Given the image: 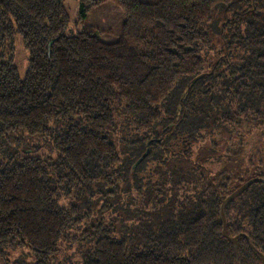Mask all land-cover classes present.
I'll return each instance as SVG.
<instances>
[{"label": "trees", "instance_id": "16d2710c", "mask_svg": "<svg viewBox=\"0 0 264 264\" xmlns=\"http://www.w3.org/2000/svg\"><path fill=\"white\" fill-rule=\"evenodd\" d=\"M77 1L0 0V264H263L264 0Z\"/></svg>", "mask_w": 264, "mask_h": 264}, {"label": "rangeland", "instance_id": "374dc122", "mask_svg": "<svg viewBox=\"0 0 264 264\" xmlns=\"http://www.w3.org/2000/svg\"><path fill=\"white\" fill-rule=\"evenodd\" d=\"M141 1L152 3V2H156L157 0H141ZM65 7L68 10L71 17V23L68 28L67 34H71V33L80 34L82 32H85L89 28H93L99 33L100 38L105 42L112 43L120 38L125 17L123 11L120 8H118L116 4L109 2V3H102L98 6L96 5L92 7L87 19L82 22L79 21V17H78L80 5L77 0H65ZM14 61L18 68L21 78L22 79L25 78V75L29 67V52L25 49L23 40L20 36L17 37L15 43ZM222 138L223 137L221 138L219 137L221 141H223ZM227 138L228 137H226L225 140ZM235 141H238V138ZM243 141L245 142V144H247L246 150H249V152H253V153L256 151L257 149L256 145L259 143L258 137L247 135L246 137L243 138ZM116 143L120 147L119 142L116 141ZM227 147H228L227 144L224 145V142H223V146L217 147L216 154L214 155L216 161L217 158L221 156L224 157V156L232 155L233 158L235 159V154L236 153L239 154L238 151H236L233 147L229 149ZM226 150H228L229 152H226ZM203 153L206 154L208 152L204 151ZM243 156L244 153L242 154V157ZM238 159L239 161H241L240 154ZM220 162H223V159H221ZM211 163L213 166L216 164L215 161ZM217 171H220V168ZM12 256H13L12 259H14L17 257V254H13Z\"/></svg>", "mask_w": 264, "mask_h": 264}, {"label": "water", "instance_id": "95a60500", "mask_svg": "<svg viewBox=\"0 0 264 264\" xmlns=\"http://www.w3.org/2000/svg\"><path fill=\"white\" fill-rule=\"evenodd\" d=\"M147 154H145L141 159L137 161V163L134 165V169L137 168V166L146 158ZM262 182L264 183V179L261 178H253L248 180L246 183L241 185L238 189L233 191L222 203L221 209H220V218L223 223V235L227 239L230 240L235 246V249L238 251V238H230L227 233V219H226V208L230 202L238 198L240 195H242L245 191H247L252 185ZM264 264V259H263Z\"/></svg>", "mask_w": 264, "mask_h": 264}]
</instances>
